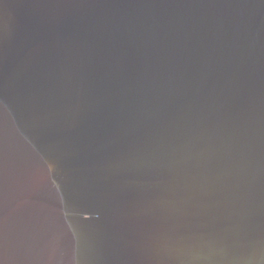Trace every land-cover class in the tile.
I'll use <instances>...</instances> for the list:
<instances>
[{
  "label": "water",
  "instance_id": "1",
  "mask_svg": "<svg viewBox=\"0 0 264 264\" xmlns=\"http://www.w3.org/2000/svg\"><path fill=\"white\" fill-rule=\"evenodd\" d=\"M0 264H264V0H0Z\"/></svg>",
  "mask_w": 264,
  "mask_h": 264
}]
</instances>
